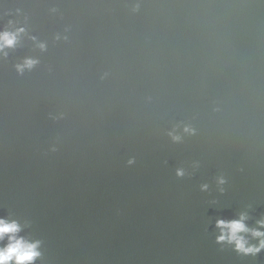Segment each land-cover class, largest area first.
<instances>
[{
  "label": "water",
  "instance_id": "water-1",
  "mask_svg": "<svg viewBox=\"0 0 264 264\" xmlns=\"http://www.w3.org/2000/svg\"><path fill=\"white\" fill-rule=\"evenodd\" d=\"M0 32V218L32 264H264L218 226L264 232V0H0Z\"/></svg>",
  "mask_w": 264,
  "mask_h": 264
},
{
  "label": "clouds",
  "instance_id": "clouds-1",
  "mask_svg": "<svg viewBox=\"0 0 264 264\" xmlns=\"http://www.w3.org/2000/svg\"><path fill=\"white\" fill-rule=\"evenodd\" d=\"M16 41V35L8 32H0V50L5 47L13 46ZM27 66H31L34 61L26 62ZM246 217L241 215L239 220L224 222L219 221L218 226L228 230L227 239L229 242H235L236 248L244 253H255L261 248H264V232L250 230L244 224ZM264 226V221L260 222ZM21 231L20 225L16 221H7L0 218V241L5 237L8 243L5 247L0 248V264H9L10 261H15V264H32V262L40 255L37 251L39 242H29L23 237H19L17 233ZM253 237H260L259 247H246L247 241L238 233L249 232ZM224 235L219 237L223 241Z\"/></svg>",
  "mask_w": 264,
  "mask_h": 264
}]
</instances>
